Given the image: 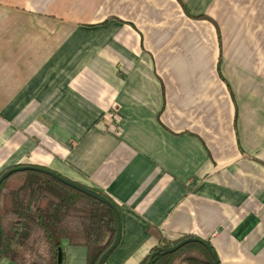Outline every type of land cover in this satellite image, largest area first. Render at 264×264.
<instances>
[{"label": "crops", "instance_id": "1", "mask_svg": "<svg viewBox=\"0 0 264 264\" xmlns=\"http://www.w3.org/2000/svg\"><path fill=\"white\" fill-rule=\"evenodd\" d=\"M20 164L119 206L104 264L186 236L264 264V0H0V174Z\"/></svg>", "mask_w": 264, "mask_h": 264}, {"label": "trees", "instance_id": "2", "mask_svg": "<svg viewBox=\"0 0 264 264\" xmlns=\"http://www.w3.org/2000/svg\"><path fill=\"white\" fill-rule=\"evenodd\" d=\"M0 228V259L7 257L18 264H57L61 249L64 260L62 244L68 240L72 245L86 246L88 264H97L115 239L117 219L106 203L48 174L28 170L0 184ZM164 246L155 247L139 264H146L152 255L153 264H214L208 248L200 242L187 243L166 254L160 252Z\"/></svg>", "mask_w": 264, "mask_h": 264}, {"label": "water", "instance_id": "3", "mask_svg": "<svg viewBox=\"0 0 264 264\" xmlns=\"http://www.w3.org/2000/svg\"><path fill=\"white\" fill-rule=\"evenodd\" d=\"M28 170H34V171H39V172H43L45 174H48V175L52 176L53 178H55L56 180L62 182L63 184L68 185V186H70V187H72L78 191H81V192L101 201V202L106 203L107 205H109L113 209V211L116 215V219H117V232H116V236H115V239H114L112 245L102 254V256L99 258V260L97 262V264H104L106 262L107 258L109 257V255L119 245V243L121 241V236H122V215H121L120 209L115 204V202L92 187H89V186L80 184L78 182H75V181L61 175L60 173H58L52 169H49V168H46L43 166L32 165V164H21V165L14 166V167H11V168L5 170L0 176V184L5 179L9 178L11 175H13L15 173L28 171ZM1 237L2 236H1V228H0V246H1ZM190 242H200V243L204 244L208 248L210 254L212 255V257L214 259V264H220L217 253L214 250L211 243L209 241L203 239V238L196 237V236H191V237L185 238V239L181 240L180 242H178L177 244L164 246L160 249V252H162L164 254L171 253V252L178 250L179 248L183 247L184 245H186L187 243H190ZM62 261H63V254H62V249H61L59 251L57 264H62ZM153 263H154V255H152L150 257V259L148 260V262L146 264H153Z\"/></svg>", "mask_w": 264, "mask_h": 264}, {"label": "built area", "instance_id": "4", "mask_svg": "<svg viewBox=\"0 0 264 264\" xmlns=\"http://www.w3.org/2000/svg\"><path fill=\"white\" fill-rule=\"evenodd\" d=\"M216 234H217V232H214V233H213V236H215Z\"/></svg>", "mask_w": 264, "mask_h": 264}]
</instances>
